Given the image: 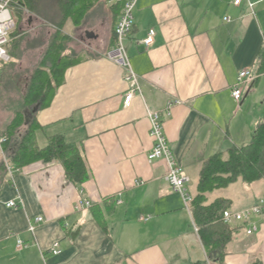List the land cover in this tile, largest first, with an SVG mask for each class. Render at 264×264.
Returning <instances> with one entry per match:
<instances>
[{
    "label": "crops",
    "instance_id": "obj_1",
    "mask_svg": "<svg viewBox=\"0 0 264 264\" xmlns=\"http://www.w3.org/2000/svg\"><path fill=\"white\" fill-rule=\"evenodd\" d=\"M263 4L139 0L125 48L142 96L127 109V70L108 57L120 6L93 0L80 25L67 22L62 57L79 62L66 69L50 106L24 112V126L6 150L0 137V264H217L195 230L192 201L186 206L171 189L164 160H148L153 141L147 110L163 113L166 137L190 179L193 200L202 162L215 155L227 159L232 149L249 145L264 119ZM33 23L32 39L46 27L42 20ZM52 28L47 30L54 36L51 42L57 33ZM151 29L157 33L155 43L146 48L143 41ZM16 32L18 39V27ZM246 70L257 79L241 87L238 103L232 92ZM34 120L41 126L39 147L55 135L82 147L91 174L87 182L73 184L56 162L13 165L20 137ZM205 196L207 205L224 199L229 209L241 211L264 198V179L238 180ZM81 200L94 206L77 210ZM10 201L18 207H7ZM37 217L44 222L32 234L29 223ZM146 217L150 220L143 222ZM254 222L258 230L252 236L248 225L231 226L236 237L220 264H264V220ZM18 240L25 244L21 249ZM55 244L59 254L51 252Z\"/></svg>",
    "mask_w": 264,
    "mask_h": 264
},
{
    "label": "trees",
    "instance_id": "obj_2",
    "mask_svg": "<svg viewBox=\"0 0 264 264\" xmlns=\"http://www.w3.org/2000/svg\"><path fill=\"white\" fill-rule=\"evenodd\" d=\"M92 3L93 0H15L17 9L32 12L40 18L54 22L58 27L40 67L28 83L24 106L29 111H32V108L41 110L50 106L57 89L64 82L66 69L79 62L76 59L62 57L66 48L62 30L69 21L75 26L80 25ZM43 14L47 16L42 17ZM16 33L15 30L11 34V42L8 45L11 60L14 59L11 51L18 44ZM11 62L1 64L0 67L7 66ZM259 64V75L264 74V49L259 55ZM24 121L25 114L19 111L4 128L0 135L3 139V149H7L8 141L24 126ZM40 129L41 126L35 120L29 125L26 133L20 137L19 146L12 158L13 165L22 168L36 161L56 162L63 166L67 179L73 184L81 185L87 182L91 174L84 160L82 147L67 142L63 135H55L49 137L46 147L41 148L37 142V131ZM2 171H6L4 164L1 166ZM262 179H264V119L258 123L249 145L232 149L227 159L223 155H215L202 162L198 195L192 200L190 208L207 255L212 262L217 264L223 262L237 231L222 221L223 213L230 208L229 202L218 199L207 205L205 194L227 188L238 180L253 184Z\"/></svg>",
    "mask_w": 264,
    "mask_h": 264
},
{
    "label": "built area",
    "instance_id": "obj_3",
    "mask_svg": "<svg viewBox=\"0 0 264 264\" xmlns=\"http://www.w3.org/2000/svg\"><path fill=\"white\" fill-rule=\"evenodd\" d=\"M114 3L120 5V14L115 27L116 43L114 48L108 53V57L118 65H121L127 70L126 79L129 82V89L123 99V108L127 109L130 107L136 96H142V90L139 84L137 75L132 70L129 57L126 52L125 42L130 37L134 25H135V11L139 0H113ZM246 0H232L233 4L237 7L241 6ZM251 9L254 5L249 3ZM15 7V0H0V65L6 64L11 61V55L8 51V45L11 42V34L17 28L16 18L12 13ZM157 33L154 29L148 32L146 39L143 44L146 48L154 45L155 37ZM257 77L253 76L249 71H242L235 83L232 96L236 102H241L243 97V91L241 87L245 83H253ZM171 108L172 104L169 105ZM168 108V109H169ZM168 111V110H167ZM147 117L150 123V137L153 141V146L148 154V160L154 162L157 160H164L167 164V174L165 179L171 189L178 193L186 206L192 201V197L188 193L187 185L190 182L185 169L177 161L173 150L168 142L164 129V116L162 112L147 110ZM9 172L13 171L12 168L8 167ZM143 183H138L141 185ZM94 205L90 201L81 200L77 203L76 209H89ZM9 208H17L18 204L16 201H10L7 204ZM254 218H262L264 220V198L260 199L257 204L250 208H246L241 211L226 210L223 213L222 221L227 225H248L247 235H254L257 230V223L254 222ZM143 222H148L150 217L141 218ZM44 222L42 217H37L34 221L29 223L28 231L35 234L39 226ZM198 232L199 229L195 227ZM25 246L23 241L18 240L17 247L21 249ZM53 254H59V245L55 244L51 249Z\"/></svg>",
    "mask_w": 264,
    "mask_h": 264
},
{
    "label": "rangeland",
    "instance_id": "obj_4",
    "mask_svg": "<svg viewBox=\"0 0 264 264\" xmlns=\"http://www.w3.org/2000/svg\"><path fill=\"white\" fill-rule=\"evenodd\" d=\"M12 13L14 16L18 15L17 27L21 36L18 38L17 47L11 51L14 56L12 62L7 66L0 67V135L19 111L29 110L24 106V98L27 94L28 83L40 67L51 44L52 35L50 36L47 31L48 26L51 24L54 27L52 29L58 31L54 22L40 18L32 12L23 11L19 8L13 9ZM44 16L47 14L42 15V17ZM48 16L51 17L50 14ZM38 20L45 21L46 27L43 30L40 27L38 29L39 35L32 39L35 35L31 26L34 25L33 22Z\"/></svg>",
    "mask_w": 264,
    "mask_h": 264
},
{
    "label": "water",
    "instance_id": "obj_5",
    "mask_svg": "<svg viewBox=\"0 0 264 264\" xmlns=\"http://www.w3.org/2000/svg\"><path fill=\"white\" fill-rule=\"evenodd\" d=\"M89 36H93V35L89 34Z\"/></svg>",
    "mask_w": 264,
    "mask_h": 264
}]
</instances>
